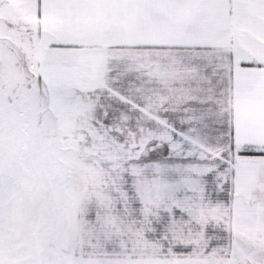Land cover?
<instances>
[{"label": "snow or ice", "instance_id": "snow-or-ice-1", "mask_svg": "<svg viewBox=\"0 0 264 264\" xmlns=\"http://www.w3.org/2000/svg\"><path fill=\"white\" fill-rule=\"evenodd\" d=\"M0 264H264V0H0Z\"/></svg>", "mask_w": 264, "mask_h": 264}]
</instances>
